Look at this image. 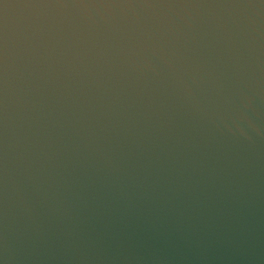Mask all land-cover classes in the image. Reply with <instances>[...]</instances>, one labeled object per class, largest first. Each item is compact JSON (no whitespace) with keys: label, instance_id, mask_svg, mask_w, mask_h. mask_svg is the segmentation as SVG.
<instances>
[{"label":"water","instance_id":"obj_1","mask_svg":"<svg viewBox=\"0 0 264 264\" xmlns=\"http://www.w3.org/2000/svg\"><path fill=\"white\" fill-rule=\"evenodd\" d=\"M8 264H264V0H0Z\"/></svg>","mask_w":264,"mask_h":264}]
</instances>
